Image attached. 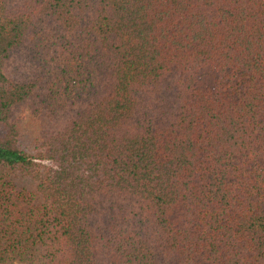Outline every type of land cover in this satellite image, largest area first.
<instances>
[{
	"label": "trees",
	"instance_id": "obj_1",
	"mask_svg": "<svg viewBox=\"0 0 264 264\" xmlns=\"http://www.w3.org/2000/svg\"><path fill=\"white\" fill-rule=\"evenodd\" d=\"M68 115L19 142L13 112ZM264 264V0H0V264Z\"/></svg>",
	"mask_w": 264,
	"mask_h": 264
},
{
	"label": "rangeland",
	"instance_id": "obj_2",
	"mask_svg": "<svg viewBox=\"0 0 264 264\" xmlns=\"http://www.w3.org/2000/svg\"><path fill=\"white\" fill-rule=\"evenodd\" d=\"M13 118L17 121L20 145L31 152L33 139L61 128L67 122L68 115L65 113H60L57 116L32 115L26 107L22 106L14 110Z\"/></svg>",
	"mask_w": 264,
	"mask_h": 264
}]
</instances>
